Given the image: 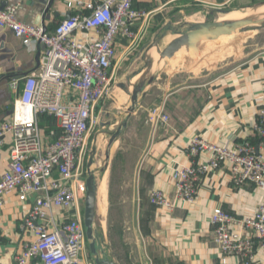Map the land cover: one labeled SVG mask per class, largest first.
Returning <instances> with one entry per match:
<instances>
[{
    "label": "built area",
    "instance_id": "built-area-1",
    "mask_svg": "<svg viewBox=\"0 0 264 264\" xmlns=\"http://www.w3.org/2000/svg\"><path fill=\"white\" fill-rule=\"evenodd\" d=\"M69 17L53 29L19 20L17 5L0 6V27L14 32L27 46L41 45L40 66L11 83L17 92L13 113L0 124V148L10 135L8 167L0 177V220L5 199L16 193L21 201L34 196L19 223L25 238L16 264H92L83 222L86 160L90 139L100 123L115 82L118 46L139 39L135 22L148 12L134 0H64ZM253 132L230 144L192 137L184 153L189 165L172 169L174 194L160 189L150 202L173 211L193 205L203 176L228 164L231 180L252 184L262 200L249 215L238 218L222 207L210 213L221 264L238 256V264H255L257 247L264 248V102L257 107ZM160 107L148 119L152 126L168 124ZM207 155L205 161H196Z\"/></svg>",
    "mask_w": 264,
    "mask_h": 264
},
{
    "label": "crops",
    "instance_id": "crops-1",
    "mask_svg": "<svg viewBox=\"0 0 264 264\" xmlns=\"http://www.w3.org/2000/svg\"><path fill=\"white\" fill-rule=\"evenodd\" d=\"M254 1L134 0L135 8L149 13L147 18L135 22L134 29L139 36L136 47L143 41L150 42L169 21H180L189 14L213 13L226 6L239 8ZM7 5L18 6L20 21L37 24L47 3L43 0H0V6ZM69 14L65 1L55 0L44 25L53 29ZM128 45L130 43L122 39L118 50L123 49L126 53L131 47ZM41 54L39 44L27 46L13 31L0 27V124L13 113L18 93L11 88V83L19 81L22 86L23 78L40 66ZM212 72L204 74L196 69L185 77L173 73L163 82L155 79L128 126L137 125L138 130H146L147 141L131 171V179L124 184V188L130 187V202L134 209L132 222L136 248L132 255L137 264H221L210 213L222 207L241 218L251 214L262 200V193L252 184H234L228 164H222L203 176L193 205L169 211L150 202L154 189L171 196L174 194L172 169L193 161L184 153L192 137L202 136L213 142L230 144L246 139L257 143L253 124L256 109L264 102V50L227 73L209 77ZM160 107L170 119L168 124L155 127L148 122L149 118L144 119L145 112L147 118ZM10 140L11 136H6V144L0 148V177L8 167ZM119 141L121 138L115 145ZM207 158L203 155L194 160L205 161ZM33 202V195L25 201H21L16 193L6 196L4 215L0 220V264H16L15 256L25 242L19 232V223ZM238 262V256L228 257V264ZM254 263L264 264V248L257 247Z\"/></svg>",
    "mask_w": 264,
    "mask_h": 264
},
{
    "label": "rangeland",
    "instance_id": "rangeland-1",
    "mask_svg": "<svg viewBox=\"0 0 264 264\" xmlns=\"http://www.w3.org/2000/svg\"><path fill=\"white\" fill-rule=\"evenodd\" d=\"M261 1L264 0H255L250 4ZM250 4L239 8L226 6L221 9L240 11L246 9ZM249 9L251 10V8ZM249 9L243 13H246ZM221 14L218 10H215L213 13L207 11L193 15L189 14L186 17H181L179 20L182 22L191 19L214 21L218 20ZM143 43L145 42L143 41L139 47H136L137 44H134V46L128 48L126 53L123 49L117 51V58L114 62L116 69L115 82L110 97L105 103H108L115 91H122L121 88H118V84L126 81V76L130 77L134 70L144 65L145 61L141 58L140 54H142V51L147 47L149 42ZM199 50L200 53L196 58H193L194 55L186 58V53L184 52L173 59L172 57L165 59L159 66L160 71L157 75L158 78L156 77L157 81L163 82L173 73L185 77V74L193 73L196 69L198 72L204 74L213 71L209 77L229 72L235 66L264 50V24L239 29L232 33L231 36L222 35L219 38L205 41L199 47ZM180 58L182 59L180 60ZM131 88L130 86L129 89ZM129 103L130 101L127 102L126 100L123 104H115V107H117L115 110H117L119 118L123 117ZM150 115L148 114L146 118L147 114L145 112L144 119L147 120ZM146 124L148 123L146 122ZM98 126L91 135L90 144ZM138 127L137 125H133L130 128L127 127L122 131L121 141H119L118 145L111 147L110 167L106 177L108 207L105 217L104 215L103 218L100 217L105 229L106 246L109 253L121 264H137L135 256L132 255L136 248L132 222L134 209L130 202V187L124 188V184H126L127 180L131 179V171L135 168L142 150L146 147V130H141L140 128L138 130ZM102 158H104L103 154Z\"/></svg>",
    "mask_w": 264,
    "mask_h": 264
},
{
    "label": "water",
    "instance_id": "water-1",
    "mask_svg": "<svg viewBox=\"0 0 264 264\" xmlns=\"http://www.w3.org/2000/svg\"><path fill=\"white\" fill-rule=\"evenodd\" d=\"M47 3L44 14L37 20V24H43L46 14L52 7L55 0H43ZM264 6V1L253 3L247 6L246 9L240 10L245 12L247 9H257ZM220 13H228L229 10L219 9ZM69 17V15L67 16ZM264 24V13L262 15H244L237 19L228 20H214V21H200V20H186L169 21L164 24L155 34L153 39L147 44L149 53L150 50H157V57L152 56L146 58L142 67L134 70L130 77L126 76V81L118 84V87L125 89L127 94H131V100L128 108L125 110L122 118L117 116L118 102L116 95H113L108 103H105L103 108L102 119L97 128L96 134L89 146L87 160H86V184L85 197L83 205V222L88 242V252L92 264H119L118 261L112 257L106 246V233L103 227V215L99 211V193L101 185L106 186V177L110 167V150L113 146L115 136L123 129L125 130L135 113L141 106V103L147 94L149 86L155 81L159 74L160 64L167 58L174 56L183 47L189 49H198V53L194 55L196 58L199 55V47L203 42L216 39L222 35H231L239 29H244L249 26H258ZM45 26V25H44ZM194 27V30L186 34L183 39L176 42H165L169 33L180 31L183 28L189 29ZM47 29V27L45 26ZM39 52H41V45L39 44ZM134 81V82H133ZM133 82L132 88L129 89V84ZM128 87V89H127ZM127 89V90H126ZM125 103V102H124ZM119 104H123L119 103ZM102 154L104 158H102Z\"/></svg>",
    "mask_w": 264,
    "mask_h": 264
},
{
    "label": "bare ground",
    "instance_id": "bare-ground-1",
    "mask_svg": "<svg viewBox=\"0 0 264 264\" xmlns=\"http://www.w3.org/2000/svg\"><path fill=\"white\" fill-rule=\"evenodd\" d=\"M264 13V6H261L257 9H252L251 10L249 9L246 13H243L241 11H238V10H233V11H230L228 13H223L221 14L219 17H218V20H228V19H237V18H241L243 17L244 15H262ZM192 30H194V27L192 28H189V29H182L180 31H176V32H173V33H169L166 37V40L165 42H176L178 40H181V38L183 39V37L186 36V34H188L189 32H191ZM231 36V35H230ZM148 52V49L147 47L142 51V54L141 55V58L145 61L146 58H148V56H152L153 59H155L157 57V50L156 49H153V50H150L149 53L147 54ZM186 53V57H189L191 55H195L196 52H198V49H192V48H188V47H183L182 49H180L174 56H172V59L175 58V57H178L177 55L179 54H183V53ZM182 58H180L181 60ZM179 60V59H178ZM133 82H131L129 84V86H132ZM119 88V87H118ZM114 95H117V98H118V102L119 103H124L126 102H129L131 100V94H127L123 89L122 91H115L114 92ZM124 130V129H123ZM121 135H122V130L120 131L119 134H117V136H115L114 138V141H113V146L115 145V143L117 142V140L119 138H121ZM117 144V143H116ZM112 146V147H113ZM99 211H100V214L101 215H106V212H107V207H108V198H107V189H106V186L105 184H102L101 185V189H100V193H99Z\"/></svg>",
    "mask_w": 264,
    "mask_h": 264
},
{
    "label": "trees",
    "instance_id": "trees-1",
    "mask_svg": "<svg viewBox=\"0 0 264 264\" xmlns=\"http://www.w3.org/2000/svg\"><path fill=\"white\" fill-rule=\"evenodd\" d=\"M153 205V204H152Z\"/></svg>",
    "mask_w": 264,
    "mask_h": 264
}]
</instances>
